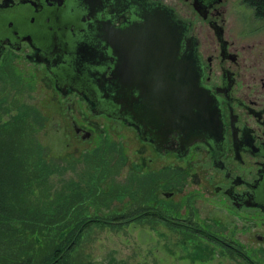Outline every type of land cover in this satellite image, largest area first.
<instances>
[{
    "label": "flooded vegetation",
    "instance_id": "1",
    "mask_svg": "<svg viewBox=\"0 0 264 264\" xmlns=\"http://www.w3.org/2000/svg\"><path fill=\"white\" fill-rule=\"evenodd\" d=\"M169 35L178 37V61L173 55L161 66L157 49ZM17 55L43 66L60 93L76 92L156 150L184 157L201 148L224 179L214 189L236 209L264 214V15L245 0H0V62L13 64ZM116 65L129 70L122 109L113 101ZM190 69L217 105L222 139H196L179 154L178 133L161 140L167 126L147 102L159 89L148 85L146 107L138 86L192 76Z\"/></svg>",
    "mask_w": 264,
    "mask_h": 264
},
{
    "label": "rangeland",
    "instance_id": "2",
    "mask_svg": "<svg viewBox=\"0 0 264 264\" xmlns=\"http://www.w3.org/2000/svg\"><path fill=\"white\" fill-rule=\"evenodd\" d=\"M0 68V92L12 94L1 104L0 121L7 122L17 112L19 99L36 109L40 118L31 132L44 148L43 159L53 181L62 182L81 169L79 157L92 154L101 142L110 143L116 157L124 155L121 167L110 177L130 182L127 186L136 194L139 181L146 182L148 201L155 206L150 205L142 219L124 218L113 226L90 224L80 241L82 264H247V260L264 264V214L236 209L214 189L213 184L224 179L220 170L209 165L204 150H191L184 157L156 150L129 125L91 111L76 92L60 93L43 66L20 55L13 64L0 62ZM74 126L82 129L75 131ZM84 130L89 136H81ZM132 175L141 179H129ZM113 193H106L111 197L107 203L103 198L98 201L99 209L89 205L87 211L102 218L135 206L129 194L115 198ZM157 208L164 212L161 217L155 215L160 213ZM102 219L114 221L108 216ZM168 222L199 229L209 238Z\"/></svg>",
    "mask_w": 264,
    "mask_h": 264
},
{
    "label": "trees",
    "instance_id": "3",
    "mask_svg": "<svg viewBox=\"0 0 264 264\" xmlns=\"http://www.w3.org/2000/svg\"><path fill=\"white\" fill-rule=\"evenodd\" d=\"M245 1L256 14L264 15V0ZM9 95L12 94L8 90L0 92V112L4 108L2 102ZM19 101L15 104L17 112L7 122L0 121V263L82 264L80 241L90 224L113 226L124 222V218L142 219L145 210L155 205L148 201L150 197L144 180L135 186L136 194L127 186L130 182H119L110 177L119 170L120 160L124 158L121 151L119 156L114 155V147L110 143L100 142L92 154L84 153L79 157L78 168L82 166L81 169L63 177L62 182L53 181L49 176L50 168L43 159L44 148L31 132L40 116L31 105ZM71 168L76 169L75 166ZM132 176L129 179H141L140 176ZM112 190L115 198L129 194L135 206L104 214L102 218L114 219L110 223L93 217L87 209L89 205L99 209L97 203L101 198L107 203L111 197L106 193ZM157 209L160 213L155 215L164 213ZM162 218L165 219L164 216ZM168 224L209 238L199 229L192 230L176 222Z\"/></svg>",
    "mask_w": 264,
    "mask_h": 264
},
{
    "label": "water",
    "instance_id": "4",
    "mask_svg": "<svg viewBox=\"0 0 264 264\" xmlns=\"http://www.w3.org/2000/svg\"><path fill=\"white\" fill-rule=\"evenodd\" d=\"M169 36L173 37L171 42H162L160 48L157 49V52L161 55V66L174 62L173 55L175 61H178L172 49V46L176 48L178 37L177 35ZM164 54H166V58H164ZM189 65H193L192 59H189ZM189 72L192 76H189V73L187 75L183 73L181 79L174 76L169 80H164L163 76H161L151 81L143 80L142 86H138V88L142 87L144 89V91L140 90L141 96H139L140 99L138 100H140V105L144 102L146 107L147 92L145 90H150L147 88L148 85H151V89H159L150 91L154 95L151 99H147V102L151 104L152 112V108L158 111L160 122L165 123L167 126L162 131V134L159 133L161 140L165 139L167 132L171 130L178 133L181 147L179 154H183L189 144L196 139H222V122L217 105L213 101L212 96L208 95V92L198 85V73L191 69ZM113 73L116 76V80H114L112 85L116 92L113 101L118 103L119 108L122 109V104L128 100L129 85L123 81L127 80L129 70L124 65H116ZM138 114L145 118L144 110L141 111V108ZM74 130L79 131L80 127L74 126ZM89 134L88 130H84L81 136L85 137L89 136ZM169 193L165 192L164 194L168 195Z\"/></svg>",
    "mask_w": 264,
    "mask_h": 264
}]
</instances>
